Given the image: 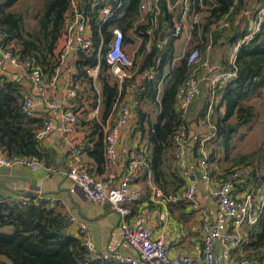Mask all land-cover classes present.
Masks as SVG:
<instances>
[{"label": "trees", "instance_id": "obj_1", "mask_svg": "<svg viewBox=\"0 0 264 264\" xmlns=\"http://www.w3.org/2000/svg\"><path fill=\"white\" fill-rule=\"evenodd\" d=\"M140 0H125L122 11L106 21L97 29L96 17L93 19L92 40L97 43L101 36L108 42L114 27H120L125 41L132 43L130 32L134 29L141 37L133 59L137 72L154 71V76L144 77L134 85L135 121L130 136H139V145L135 148L144 151V163L150 172L155 187L161 190L164 199L175 196L185 190V181L179 175L174 159L173 137L181 124L186 126V146L189 143L190 122L205 121L213 125V136L206 142L209 161L219 160L227 163L222 169L224 178L237 167H247L248 176L236 187H251L257 192L264 189V139L247 153L232 155L233 140L241 127L251 126L258 112L250 101L264 105V19L260 28L250 34V22L254 23V14L264 0H189L187 18L199 16L190 23V49L199 48L204 52L208 47L226 45L234 48V56L223 60L225 71L234 70L235 75L226 83L211 86L201 83L200 94L189 105L188 120L181 117L178 110V96L185 87L189 73L186 55L174 63V41L179 35H172V18L179 16L181 5L171 11L166 2L161 1V13L158 17L157 38L150 51L144 50L147 41L146 30L150 27V16L146 22L136 24L140 18L138 9ZM17 0H0V39L2 45H10V50L19 62L38 67L45 80L61 66L64 18L68 0H44L42 8L35 12V26L26 28L23 15L12 6ZM172 3L177 0H171ZM250 11V22L239 17L244 11ZM224 17L225 26L216 22ZM243 22V25H242ZM94 53L76 50V80L84 81L88 87L90 106L102 109L101 121L97 118L85 122L88 133L85 136L84 150L97 163L98 171L104 163V133L102 124L109 115L116 114V106L126 92L119 89L117 80L110 74L109 65L102 58L97 78L100 88L94 87L87 69L96 65ZM130 83L133 80L129 81ZM127 86V85H126ZM123 86V89L126 87ZM125 90V89H124ZM24 97L20 80L0 77V151L9 157H33L47 166L54 165L56 153L43 145V139L36 133L42 126V117H27L22 110ZM79 95L75 98L78 102ZM146 106H152L149 113ZM154 116L152 117V114ZM209 113V115H208ZM208 115V119H207ZM208 120V122L206 121ZM204 136L196 135L188 147L198 158V147ZM93 138L90 149L88 140ZM212 144V147H209ZM209 147V148H208ZM214 172V170H213ZM137 177L133 179L136 183ZM258 188V189H257ZM186 200V199H185ZM173 203L168 202V207ZM130 207V205H129ZM131 212L132 209L130 208ZM67 217L42 198L36 196L20 204L16 198H0V257L2 264H101L90 255L81 238L68 231ZM238 252L239 254H234ZM236 259H251L264 264V202L260 216L253 225L245 226V234L232 251Z\"/></svg>", "mask_w": 264, "mask_h": 264}, {"label": "built area", "instance_id": "obj_2", "mask_svg": "<svg viewBox=\"0 0 264 264\" xmlns=\"http://www.w3.org/2000/svg\"><path fill=\"white\" fill-rule=\"evenodd\" d=\"M162 0H140L139 12L140 18L136 24L146 22V16H150V27L146 30L147 41L144 45L145 51H150L154 41L157 38L158 17L161 13ZM168 10H173L176 5H181L179 16L172 18V35H180L183 30L184 21L187 17L189 0H177L172 3L171 0H164ZM125 6V0H68V8L64 18L62 52L60 55L61 66L66 56L77 45V49H82L85 53H94L96 56V65L87 69V75L93 83L97 81L100 62L104 60L109 65L110 74L117 80L119 89L126 91L116 106V114L113 123L102 124L104 133V167L108 168L114 165L118 158L119 142L121 130L129 123L133 113L134 85L138 84L144 77L154 76V71L145 70L137 72L133 67V59L138 47L141 44V37L132 29L130 38L132 43L125 41V35L120 27L112 29V35L108 42H105L103 36L99 37L97 43L92 40L93 19L96 17L97 29L108 21L112 16L120 13ZM244 11L242 14H247ZM250 14V13H249ZM254 23L250 33L244 37L243 42L250 38V34L260 28L264 19V1L257 8L254 14ZM226 19L220 18L217 26H225ZM3 35L0 33V39ZM127 46H132L128 48ZM131 50L130 52L127 50ZM0 52L12 65L22 66L32 82L38 87V91L43 95L46 91L54 88L58 81L59 71L45 80L38 67H31L28 64L19 62L17 57L10 50V45L0 43ZM202 52L199 48L191 49L186 55V66L189 73L181 94L178 96V110L181 117H185L189 105L197 98L200 93V81L203 79L200 72ZM235 75L234 70L222 71L209 79L211 86L222 85L228 82ZM133 80V82H129ZM73 77L67 84L66 99L68 102L74 101L77 97V84ZM127 85V86H126ZM123 86H126L123 89ZM39 104L38 100L30 96H24L22 100V110L27 117H34V108ZM51 112H60L63 145L68 150L71 159L70 166L66 171V177L75 184L82 195L90 201L108 203L118 215V230L124 241L130 246L135 254L122 253L119 251H97L90 233L87 231L84 223H79L81 239L90 255H98L106 262L115 264H262L258 262L247 261L245 259H236L231 255V251L243 241V227L253 225L257 222L261 208L264 202V191L260 194L252 189L241 192H233L236 185L248 176L247 167H237L230 171L226 177L216 184L211 185V176L208 163V150L205 142L213 136V125L208 126V132L201 139L198 147L197 165L200 171V179L206 182L210 195L216 200L217 212L214 219H210L207 212L202 211L199 216L198 231L201 238V257L197 258L191 254H183L178 258H171L168 255L169 246L159 237H154L153 229L150 226L132 223L130 221L131 210L129 205L140 200L141 191L139 186L133 181L137 177L140 166L144 161V151L135 149L131 152L125 163L117 186L106 185L102 179H92L88 174L86 166L80 160V155L84 151L85 140H79L76 136L77 113L74 110L61 108L53 101L46 102ZM98 105L94 110H98ZM209 115V113H208ZM207 115V119H208ZM96 118V114L93 115ZM97 119V118H96ZM206 121L208 122V120ZM205 122V121H204ZM54 127L50 118H45L42 126L38 129L36 135L38 138L47 137ZM186 126L181 124L176 130L174 143V161L178 168L179 175L185 181V190L183 198L193 201L195 197V179H191V172L185 163L186 151ZM15 165L29 167L31 169L45 168L51 172V167L33 157L17 156L9 157L0 151V167L11 168ZM156 196H161L162 192L154 185L151 187ZM44 198L43 195H37L36 200ZM45 199V198H44ZM169 199V198H167ZM20 204H26L28 197L21 196L16 198ZM148 216V214H145ZM68 223H74L75 218L69 217ZM223 245L220 255L214 253L215 243ZM0 264H2L0 262Z\"/></svg>", "mask_w": 264, "mask_h": 264}, {"label": "crops", "instance_id": "obj_3", "mask_svg": "<svg viewBox=\"0 0 264 264\" xmlns=\"http://www.w3.org/2000/svg\"><path fill=\"white\" fill-rule=\"evenodd\" d=\"M247 11V14L239 15V17H242V15L246 16L243 17V22L246 20L250 22V11ZM186 20H188L187 17L184 21L181 34L174 41V63L179 58L177 54H179L181 44H186L190 39V28L185 27ZM252 24L253 22H250V30L252 29ZM183 33L185 34L182 36ZM221 47L222 49L228 48V51L231 52L229 61H232L231 59L235 52L234 48L231 46L226 47V45H221ZM76 48L77 45H75V48L69 52L63 61L58 81L54 88L46 91L43 95L40 94L38 87L32 82L26 70L22 66L12 65L0 52V77L20 80L23 85L24 96H30L39 101V104L34 108L35 115L43 119H52L54 127L50 134L43 139V145L51 148L56 153L54 165L47 166L45 164L46 167L52 168L51 172L45 166L37 169L21 165H15L11 168L0 167V198L25 196L31 199L34 196L43 195L50 205L59 210L67 219L69 217L75 218L74 223H69L68 231L71 234L81 238L78 224L84 223L97 251H119L134 255L135 252L119 233L117 227L119 218L112 207L108 203L87 200L65 174L70 166L71 159L67 148L63 145L62 131L60 129L61 115L60 112H51L46 102L53 101L63 109L76 111V136L79 140H85V136L88 133L89 129L85 124L86 121L93 119L94 114H96V118L100 121L103 117L100 107L95 111V107L92 108L90 106L88 87H86L87 84L82 80L76 81L78 87L76 92L79 95L78 102L75 100L68 102L66 99L67 84L73 80L75 72ZM209 49L208 47L203 53L208 52ZM222 71H225L223 69V60L222 57L218 56L212 69L210 71L206 70L205 73L212 78ZM209 77H204V79L209 81ZM206 83L208 82L206 81ZM99 88L100 86L98 87L96 84L95 89L98 90ZM188 114L189 109L186 113V119L188 118L189 120L191 117ZM114 118L115 114L109 115L105 123H113ZM131 118H133V113ZM132 125L133 121L129 120V123L121 130L118 158L114 165L108 168L103 165L99 172L97 163L90 156L89 151L84 150L81 153L80 160L86 166L88 174L92 179H102L109 186L118 185L119 179L124 172L125 163L140 141L138 135L134 137L130 136ZM189 126V143L187 144L184 158L186 166L191 172V179H195L194 200H185L182 196L183 192L170 196L169 199L156 196L151 188L154 184L151 180L150 172L147 170V164L143 162L136 179V184L141 191V198L130 204V208L132 209L130 221L150 226L153 229L154 237L161 238L169 246L168 255L171 258H178L183 254H191L200 258L201 238L198 231L200 213L202 211L207 212L210 219H214L217 212L216 200L210 195L206 182L200 179L197 159L188 147L194 141L196 135L204 136L207 134L208 126L201 119L191 121ZM92 144L93 138L88 140V147L90 149ZM174 163L176 162L173 160L172 164ZM219 166L215 165L210 172L211 185L223 179L221 176L222 169L226 166L223 168ZM247 189L252 188L248 187L241 190L236 187L233 192H241ZM256 191L262 193L264 189L259 188ZM170 201L173 204L169 208L168 202ZM145 214H148V216ZM243 232L245 234V226L243 227ZM222 247L221 243H215L214 253L216 256L220 255ZM234 254L239 253L234 252ZM92 256L100 260L101 264H115L102 260L98 255ZM0 261H4V259L0 257Z\"/></svg>", "mask_w": 264, "mask_h": 264}, {"label": "rangeland", "instance_id": "obj_4", "mask_svg": "<svg viewBox=\"0 0 264 264\" xmlns=\"http://www.w3.org/2000/svg\"><path fill=\"white\" fill-rule=\"evenodd\" d=\"M43 2L44 0H17V2L12 6V9L19 11L23 15L24 25L26 28H33L36 24L35 19L33 18V15L35 14V12H38L42 8ZM190 18L192 21H197L199 16H191ZM191 20L189 18L188 20H186L185 27L190 28ZM184 34L185 33H183L182 36ZM127 47L132 48V46H127ZM189 49H190L189 42H187L186 44L185 43L181 44L180 49H179V54H177L179 58L175 60V63L180 62V60L187 54V51ZM127 50L129 52L131 51L129 49ZM230 55H231V52L228 51V48L222 49L221 45H215L211 47L206 53L202 52L200 72H201V76L203 77V79L200 81V85L201 83H205L206 81L209 83L208 80L204 79V77L206 78L209 77V75H207L205 71L206 70L210 71V69H212L213 65H215V60L218 58V56L222 57L223 59L225 58L229 59ZM208 74L210 73L208 72ZM96 84L99 87V84L97 81L95 82V87H96ZM194 103L195 102L192 101L191 105H193ZM250 103L254 105V107L256 108L258 112V115L256 117V120L252 123L251 126L241 127L238 130L233 140V148L231 152L232 155L234 156L237 153H247L253 150L264 139V105L257 101H253V100L250 101ZM134 104H135V100L133 101V106ZM145 107H147L149 113H151L152 106L144 105V108ZM134 113L135 112H133V118L130 119V121L131 122L133 121V123L136 117L134 116L135 115ZM153 116H154V113L152 114V117ZM209 147L211 148L212 144H209ZM217 163L220 165L219 166L220 168L227 166V163L223 162L222 160H219ZM215 165H216V161L215 162L209 161L210 172Z\"/></svg>", "mask_w": 264, "mask_h": 264}, {"label": "water", "instance_id": "obj_5", "mask_svg": "<svg viewBox=\"0 0 264 264\" xmlns=\"http://www.w3.org/2000/svg\"><path fill=\"white\" fill-rule=\"evenodd\" d=\"M83 1H85V0H83ZM248 261H251V259H248Z\"/></svg>", "mask_w": 264, "mask_h": 264}]
</instances>
